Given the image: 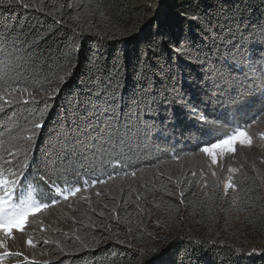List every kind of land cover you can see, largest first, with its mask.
<instances>
[{
	"label": "trees",
	"instance_id": "obj_1",
	"mask_svg": "<svg viewBox=\"0 0 264 264\" xmlns=\"http://www.w3.org/2000/svg\"><path fill=\"white\" fill-rule=\"evenodd\" d=\"M5 63L35 98L0 112V157L28 151L14 191L58 200L50 213L72 203L55 186L157 171L143 193L49 228L47 258L11 264H264V158L234 153L227 195L207 176L199 188L200 148L264 117V0H13Z\"/></svg>",
	"mask_w": 264,
	"mask_h": 264
},
{
	"label": "snow or ice",
	"instance_id": "obj_2",
	"mask_svg": "<svg viewBox=\"0 0 264 264\" xmlns=\"http://www.w3.org/2000/svg\"><path fill=\"white\" fill-rule=\"evenodd\" d=\"M13 0H0V5L11 6ZM7 39V38H6ZM19 65L15 67L11 66L9 63L4 64L3 71H0V112L3 111L4 105H12L14 103H20L21 100L24 104L35 103V98L33 92L30 91L32 88L31 84L25 81V86L19 85L20 72L17 71ZM16 73V78H14L10 73ZM63 81V77H60ZM146 84L144 87V92L148 93L152 90V82L150 79L144 78ZM264 83V82H262ZM59 88H54L53 92L58 91ZM27 93L28 97L31 99H24L23 94ZM13 94H19L20 100L9 98ZM147 99V97H146ZM150 107V105H146ZM32 128L39 129L42 127V120L32 121ZM255 123V119L253 120ZM251 127V124L246 125H236L231 132L224 133L217 137L214 141H210L208 144L202 146L200 151L205 153L207 156L211 157V163L216 164L218 157H222L228 153H234L236 151V145L239 144L241 147L251 146L252 137L248 135L247 129ZM30 134L22 136L21 139L27 140L29 142L34 140L36 133L34 131L26 129ZM260 138L264 140V133L260 134ZM9 155L13 158L16 157V153L9 151ZM28 151L24 152L23 161H19L17 165H12V161L4 157H0V235H3L4 239L0 240V248L4 249L3 256L7 257L9 255L20 256V252L10 253L8 251V245L6 241L13 236V230L23 231L26 219L30 215H34L36 212L42 209L49 208L58 200L52 199H37L35 197V189L28 185L27 187L20 185L19 192L14 191L20 183V175H22V170L28 167ZM4 165H9L10 167L5 168ZM15 169V170H14ZM228 171L235 172L236 169L229 168ZM216 175L215 172L212 173ZM135 176V172L132 173ZM100 183H105V181H99ZM95 183V182H94ZM225 194H228V189L235 191V186L232 183V177H228V181L224 184ZM55 191L57 195H62L65 200L70 196H75L77 192L81 191L80 187H73L68 189H61L59 186H55ZM99 195V193H98ZM183 196V192L180 193ZM16 197V199H14ZM29 245L35 247L32 241L29 239L27 241ZM47 243V241H45ZM27 260L28 258L25 257Z\"/></svg>",
	"mask_w": 264,
	"mask_h": 264
},
{
	"label": "rangeland",
	"instance_id": "obj_3",
	"mask_svg": "<svg viewBox=\"0 0 264 264\" xmlns=\"http://www.w3.org/2000/svg\"><path fill=\"white\" fill-rule=\"evenodd\" d=\"M248 129V135L252 137L251 146L241 147L239 144H237L236 151L234 153L241 150H244L246 154H249L248 152L251 154H253V152H258L264 158V140L260 138V134L264 133V117L259 119L258 122L256 121L255 123H251V127ZM234 153H228L222 157H218L217 163L212 164L211 157L201 152L199 155V164L202 165L203 170H200L201 174L199 175V188H204L205 185L203 183V179L207 176L216 181L221 180L222 190L225 191L224 184L228 181V177L231 176L233 178L234 173L237 172L235 171L230 173L228 171L229 168L235 169L234 167L239 163V161L235 160V158H231ZM181 165H185V162L182 161ZM155 172L157 171L147 170L143 172H135V176L132 175L133 171L124 172L122 174H118L119 176H108L105 179L100 180L105 181V183H100L99 181H94L95 183L86 182L85 185L80 187L81 191L77 192L75 196H70L67 200H65L62 196L61 201H63L59 205H62L68 200L72 199L70 206H68L69 203L63 204L64 206H68L65 209H57L58 211L50 213L45 212L49 209H42L41 211L36 212L34 215L28 216L24 224L23 231L13 230L12 238L6 241L8 245V251L10 253L20 252L21 255H9L5 257L3 256L4 249L0 248V264H11L12 262L18 260L40 261L47 258L48 254L44 249V245L45 241H47L49 228L61 227L63 225L62 222L67 221V219L71 216V212H78L80 211L79 209L93 210L99 206L104 207V209H112L115 203L114 201L119 196L118 194L125 188H128L130 191L129 193H135L139 191L143 193L145 186L142 185V183H151ZM213 172H215L216 175H213ZM230 191H232V189H230ZM31 216L36 217L35 223H30L32 218ZM37 234H40L41 236L38 238ZM3 239V235H0V240ZM29 239L32 241L35 247H32L27 243ZM25 257L28 259L26 260Z\"/></svg>",
	"mask_w": 264,
	"mask_h": 264
}]
</instances>
